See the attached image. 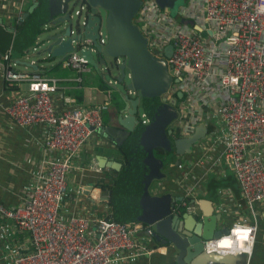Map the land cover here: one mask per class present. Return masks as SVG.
I'll list each match as a JSON object with an SVG mask.
<instances>
[{
	"label": "built area",
	"instance_id": "1",
	"mask_svg": "<svg viewBox=\"0 0 264 264\" xmlns=\"http://www.w3.org/2000/svg\"><path fill=\"white\" fill-rule=\"evenodd\" d=\"M188 2L178 9L187 24L177 21L155 0L142 1L135 23L147 39L149 51H157L158 58L165 57L168 46L173 49L167 62L178 83L173 84L168 98L178 92L184 95L175 127L184 137L205 117L219 120L224 131L223 162L254 214L264 204V0ZM18 22H23L22 13ZM11 51L1 57L0 80L20 93L6 110L20 126H46L42 160L30 187L15 207L0 203V232L7 237L16 234L22 241L20 249L10 253L13 264H123L150 256L153 249L136 237L143 225L120 223L108 214H87L80 205L81 188L69 196L74 162L104 126L112 95L97 106L58 111L53 95L61 88L59 80L39 71L14 70ZM64 66L75 69L80 84L92 72L77 53ZM22 85L27 86L25 91L20 90ZM91 169L99 171L95 164ZM183 206L196 214L188 203ZM257 232L258 225L247 220L233 223L228 233L206 241L204 251L251 259ZM6 261L0 260V264Z\"/></svg>",
	"mask_w": 264,
	"mask_h": 264
},
{
	"label": "water",
	"instance_id": "2",
	"mask_svg": "<svg viewBox=\"0 0 264 264\" xmlns=\"http://www.w3.org/2000/svg\"><path fill=\"white\" fill-rule=\"evenodd\" d=\"M142 1L32 0L33 5L22 16L26 23L19 37L38 60L23 65L36 72L50 65H64L73 53L86 60L116 101L113 112L116 127L103 126L98 133L109 135L112 142L107 149L124 148L131 156L139 154L141 178L137 194L156 202L152 209L144 208L140 237L156 247H163L167 264H233V255L206 254L204 251L206 241L228 233V228L218 230L216 225L214 227L218 220L215 213L202 219L195 231H190L172 213L176 202L183 198L150 196L148 191L152 183L166 177L164 169L168 165L180 162L208 138L209 130L202 123L192 134L172 138V127L178 120L177 108L184 95L178 92L168 98L171 87L178 83L170 75L167 62L173 49L168 46L164 58H158L157 51H149L148 41L135 23ZM155 2L161 9H169L177 21L187 24L178 13L184 0ZM16 31L14 28L9 32L15 34ZM30 58L27 52V60ZM143 117L146 123H143ZM157 149L164 152V157L155 155ZM109 161V168L122 170L121 163ZM92 191L95 192L91 196L93 200L107 202L111 199V190L90 189L86 193ZM194 206L195 201L191 200L189 207ZM190 217L197 223L196 217Z\"/></svg>",
	"mask_w": 264,
	"mask_h": 264
},
{
	"label": "crops",
	"instance_id": "3",
	"mask_svg": "<svg viewBox=\"0 0 264 264\" xmlns=\"http://www.w3.org/2000/svg\"><path fill=\"white\" fill-rule=\"evenodd\" d=\"M32 5V0H0V32H9L17 28L19 13H22L23 16ZM10 39L12 45L15 43L14 49L11 51L14 70L33 73L31 69L23 65L28 61L25 57L28 50L25 49L26 46L19 37L18 29ZM6 44L7 41L5 42L0 36V62L3 54L9 49L5 46ZM38 71L47 77L59 80L61 88L53 95L58 111L97 106L106 101L109 95V89L105 91L101 88L100 83L103 82L94 71L84 75L81 84L75 80L78 76L75 69L64 65H50ZM26 89V85H22L20 88L23 91ZM17 90L14 86L0 80V203L7 208L18 205L23 193L30 187L42 160L41 145L46 130V126L41 124L20 126L7 112L6 109L20 93ZM115 103L112 94L110 110L104 115L105 128L116 127V121L113 119ZM202 123L207 128L212 124L215 131L208 132V138L200 142L190 155L181 158L178 163L174 162L175 165L170 164L167 171H164L166 177L152 183L148 189L150 196L169 195L172 199L183 198L182 201L176 202L172 213L177 215L182 220L181 223H185L190 231H195L199 222L204 218L212 217L213 213L218 218L214 223V227L216 225L218 230L228 228L233 223L242 220L257 224L258 232L252 258L233 255L235 257L233 264H264V204L256 207L254 214L251 213L241 196L233 172L223 162L224 131L219 120L215 116L209 120L205 117V121L199 124ZM110 140L106 132L103 135L97 132L96 136L83 146L80 156L74 162V168L69 174V196L81 188L83 196L80 205L88 212L87 214L91 213L94 216L110 214L109 201L93 200L91 196L94 191L89 194L86 191L90 189L110 190L103 186L108 185L115 172L118 171L109 168L108 162L113 160L122 164L120 149L106 148L112 142ZM190 160L193 161L190 162ZM93 164L97 165L99 171L91 169ZM69 196L66 197L65 203L68 202ZM191 200L195 201L196 214L189 212L183 206L184 203L189 205ZM117 203L123 216L130 218L133 226L135 224L143 225L141 217L144 214L145 206H148L150 210L155 206L152 204L156 202L150 201L145 195L139 196L130 189L129 193L126 196L122 195ZM155 208L158 210L159 206L156 205ZM192 215L198 219L197 223L190 217ZM140 234L141 230L136 232V237L143 239ZM21 243L18 235L7 237L6 233L0 232V260H7L6 264H13L10 253L16 248L20 249ZM146 246L153 249L150 256L123 264H167V254L163 247H156L150 241ZM207 263L201 262L200 264Z\"/></svg>",
	"mask_w": 264,
	"mask_h": 264
},
{
	"label": "trees",
	"instance_id": "4",
	"mask_svg": "<svg viewBox=\"0 0 264 264\" xmlns=\"http://www.w3.org/2000/svg\"><path fill=\"white\" fill-rule=\"evenodd\" d=\"M26 22H23L21 26H17V29L19 32L23 30V26L25 25ZM1 39L7 41V44L5 45L7 48H12L14 49L15 43L12 42L10 38H12V34L7 32V31H1L0 32ZM10 39V40H9ZM24 45V44H22ZM25 49H27L25 47ZM100 86L102 89L105 91L108 90V87L104 83H100ZM173 128V136L172 138H179L182 137L180 134V131L176 127ZM208 130L209 132L215 131L213 129L212 124L208 125ZM127 148V147H126ZM137 150V149H136ZM120 151L122 152V165L123 168L119 172H115L114 177L110 181L108 185H104L103 188L110 189L112 191V196L111 199L108 203L109 208H110V214L108 216L113 219L114 221L124 223V224H129L132 223L130 218H125L123 216L122 210L119 209L118 207V200L122 195H125L129 193L130 189L134 190L135 193H139L140 189L138 188V185L140 183V173L138 172L139 168V154L136 153L135 156H131L130 152L128 153L127 149L124 150V148H120ZM155 155L158 157H164V152L160 149L155 150ZM169 166V165H168ZM167 166V167H168ZM166 167V168H167ZM138 181V182H137ZM137 182V183H136ZM137 223V222H135Z\"/></svg>",
	"mask_w": 264,
	"mask_h": 264
},
{
	"label": "rangeland",
	"instance_id": "5",
	"mask_svg": "<svg viewBox=\"0 0 264 264\" xmlns=\"http://www.w3.org/2000/svg\"><path fill=\"white\" fill-rule=\"evenodd\" d=\"M184 1H185V3H184L183 5H181V6H187V5H188V3H189L188 0H184ZM24 55H26V54L24 53ZM28 56H31V58H30L28 61H30V60H38V57H35V53L33 52L32 49H30V50L28 51ZM25 57H26V59H27V55H26ZM23 59H25L24 56H23ZM126 82H128V79H127ZM176 123H177V122H175V123L173 124V127L176 126ZM176 162H177V161H176ZM176 162H175V163H176ZM175 163H172V165H173V164L175 165ZM166 169H168V167L165 168L164 171H167ZM128 225H132V223H129Z\"/></svg>",
	"mask_w": 264,
	"mask_h": 264
}]
</instances>
